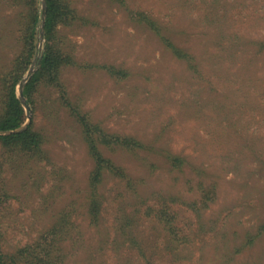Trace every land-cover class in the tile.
<instances>
[{
	"label": "rangeland",
	"instance_id": "obj_1",
	"mask_svg": "<svg viewBox=\"0 0 264 264\" xmlns=\"http://www.w3.org/2000/svg\"><path fill=\"white\" fill-rule=\"evenodd\" d=\"M66 2L75 18L59 32L69 55L59 81L40 80L31 103L23 94L28 108L20 100L22 125L44 137L45 156L8 166L13 197L0 211L1 250L33 245L64 213L65 264H198L216 245H243L237 264H264V0ZM36 6V50L17 97L45 50L46 0ZM18 10L0 0V77L20 50ZM66 100L138 144L102 146L123 174L104 171L97 223L94 160ZM169 156L186 162L173 170ZM20 168L29 178L17 176Z\"/></svg>",
	"mask_w": 264,
	"mask_h": 264
},
{
	"label": "trees",
	"instance_id": "obj_2",
	"mask_svg": "<svg viewBox=\"0 0 264 264\" xmlns=\"http://www.w3.org/2000/svg\"><path fill=\"white\" fill-rule=\"evenodd\" d=\"M15 5L20 6L18 10V43L20 50L15 56L11 68L0 77V131H10L19 128L25 120L24 107L16 94V86L27 71L36 50V34L40 19L39 11L36 6V0H13ZM29 8L26 9V7ZM75 12L69 7L66 0H46V12L44 19V38L45 50L37 71L32 75L23 89L24 96L31 103V92L40 80L45 84H52L59 81V71L62 65L67 62L69 55H65L62 47L58 43L60 29L69 26L74 20ZM156 30L158 28L155 27ZM169 45L179 53V50ZM113 74H122L115 69ZM73 115L78 119L82 127L85 141L88 146V152L94 160V168L89 175V196L91 198L90 214L92 222L99 221V207L95 203L96 188L104 177V171L108 170L114 173L123 174L120 166L113 163V160L104 155L102 146L116 148L118 146L136 148L137 141L129 137H119L109 134L97 123H93L86 114L78 111L72 103L66 100ZM45 139L30 125L28 128L15 133L0 135V211L2 205L13 197L12 185L7 182L6 171L8 166H12L17 161L36 162L44 159ZM173 170L180 169L186 162L185 159L178 156H169ZM36 165V164H35ZM39 167V166H38ZM41 169V168H40ZM31 171V169H29ZM42 170V169H41ZM40 170V171H41ZM20 168L18 177L21 179L29 178V172ZM38 184V185H37ZM37 190H40V181L34 182ZM209 195V193H208ZM160 214L166 218V211L161 210ZM66 215L63 213L59 223H55L49 230L45 231L39 241L25 248H21L14 253H5L0 248V264H65L67 262V253L64 250L62 242L68 237L67 222L63 219ZM69 224V223H68ZM71 224V223H70ZM69 224V225H70ZM72 225V224H71ZM70 229L72 227H69ZM172 228V227H171ZM264 228V225H263ZM174 229V228H172ZM247 231L244 238L253 242L255 237ZM249 234V237L247 235ZM1 235V233H0ZM243 245H216L212 253L206 258L205 250L198 264H237L235 257L240 255ZM205 253V256H204ZM141 256L144 253L141 252ZM211 256L214 258L211 259ZM220 257L222 258L220 260ZM177 258L175 259V261ZM204 261V262H203ZM145 264H153L149 259Z\"/></svg>",
	"mask_w": 264,
	"mask_h": 264
},
{
	"label": "water",
	"instance_id": "obj_3",
	"mask_svg": "<svg viewBox=\"0 0 264 264\" xmlns=\"http://www.w3.org/2000/svg\"><path fill=\"white\" fill-rule=\"evenodd\" d=\"M44 12H45V10H44V8H43V13H42V20H41V27H40V37H42V35H43V33H42V31H43V27H44ZM35 62L36 61H34V63L32 64V66L30 67V69L28 70V72H27V75H26V77H25V79L24 80H22L21 82H20V84H19V91H18V98H19V100H21L22 101V103H23V105L25 106V108H28L27 106H26V104L24 103V100H23V92H22V88H23V85H24V82H25V80L27 79V77L29 76V75H31L32 73H33V68H34V65H35ZM27 128V125H22V126H20L19 128H17V129H15V130H10V131H0V135H7V134H11V133H15V132H18V131H22V130H24V129H26Z\"/></svg>",
	"mask_w": 264,
	"mask_h": 264
}]
</instances>
